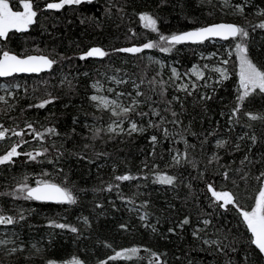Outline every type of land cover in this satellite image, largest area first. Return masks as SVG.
Instances as JSON below:
<instances>
[{
  "label": "trees",
  "instance_id": "obj_1",
  "mask_svg": "<svg viewBox=\"0 0 264 264\" xmlns=\"http://www.w3.org/2000/svg\"><path fill=\"white\" fill-rule=\"evenodd\" d=\"M4 1L34 20L0 36V54L51 68L0 80V157L14 149L0 163V264H264L241 215L260 202L264 219V0ZM217 22L237 37L167 43ZM199 53L225 58L229 76L205 69L180 90L170 64L188 73ZM109 77L129 94L118 116L91 100ZM42 183L67 202L27 196Z\"/></svg>",
  "mask_w": 264,
  "mask_h": 264
},
{
  "label": "rangeland",
  "instance_id": "obj_2",
  "mask_svg": "<svg viewBox=\"0 0 264 264\" xmlns=\"http://www.w3.org/2000/svg\"><path fill=\"white\" fill-rule=\"evenodd\" d=\"M34 20V11L31 5L28 3H22V9L20 11H13L10 9L8 3L4 0H0V36L6 34L9 30H21L26 29ZM148 44L138 47V50L146 48ZM91 55L102 56L103 51L94 48L89 51ZM226 55L229 56L230 52L226 49ZM199 59L203 64H193L189 69L188 73H181L178 71L175 65L170 64V71L172 78L176 82L177 87L180 90H185L190 86H193L195 80H199L204 75V70L207 69L211 72L212 76L217 79H226L228 75V70L226 68V59L221 55L210 53L203 55L199 53ZM245 67V66H243ZM241 86L244 88L251 87L253 84L258 83L257 74L255 71L250 69L241 72ZM120 81L116 78H107L106 82L98 83L95 82L93 85V93L91 100L94 104L104 110H108L111 114L118 116L127 110V98L129 94H125L122 90L118 88ZM10 86L4 82H0V100H3L7 93H10ZM239 91L238 88H236ZM124 120L119 119L109 125V130H119L123 127ZM14 149H12L7 154L0 157V163L8 161L13 155ZM216 200L222 201V203H227L230 195L225 192H215L214 194ZM260 203V202H259ZM257 204L254 209L246 213L247 219H257L262 218V207Z\"/></svg>",
  "mask_w": 264,
  "mask_h": 264
},
{
  "label": "water",
  "instance_id": "obj_3",
  "mask_svg": "<svg viewBox=\"0 0 264 264\" xmlns=\"http://www.w3.org/2000/svg\"><path fill=\"white\" fill-rule=\"evenodd\" d=\"M55 7V6H54ZM238 25L231 22H217L200 28L189 29L167 38V43L177 45H196L206 41H229L237 37ZM51 62L44 55L18 56L10 52L0 54V80L13 76H29L46 73ZM33 200L54 204L67 202L66 192L54 183H42L31 187L26 192ZM245 220L246 230L251 237L252 245L257 249L264 261V219H247L246 212H241Z\"/></svg>",
  "mask_w": 264,
  "mask_h": 264
}]
</instances>
